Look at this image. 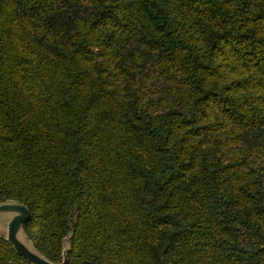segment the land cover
I'll return each mask as SVG.
<instances>
[{
    "label": "trees",
    "instance_id": "obj_1",
    "mask_svg": "<svg viewBox=\"0 0 264 264\" xmlns=\"http://www.w3.org/2000/svg\"><path fill=\"white\" fill-rule=\"evenodd\" d=\"M10 200L55 263L264 264V0H0Z\"/></svg>",
    "mask_w": 264,
    "mask_h": 264
},
{
    "label": "water",
    "instance_id": "obj_2",
    "mask_svg": "<svg viewBox=\"0 0 264 264\" xmlns=\"http://www.w3.org/2000/svg\"><path fill=\"white\" fill-rule=\"evenodd\" d=\"M0 227L6 226V239L13 248L32 264H68V251L70 244L68 239L64 241L63 261L55 263L38 252L30 241L24 223L30 217L28 206L17 201H5L0 203Z\"/></svg>",
    "mask_w": 264,
    "mask_h": 264
},
{
    "label": "rangeland",
    "instance_id": "obj_3",
    "mask_svg": "<svg viewBox=\"0 0 264 264\" xmlns=\"http://www.w3.org/2000/svg\"><path fill=\"white\" fill-rule=\"evenodd\" d=\"M1 217H2V216H0V219H2ZM0 232L3 233V234H6V232H7V228H6V226H4V227H0Z\"/></svg>",
    "mask_w": 264,
    "mask_h": 264
}]
</instances>
